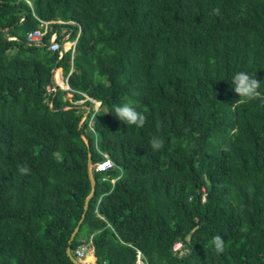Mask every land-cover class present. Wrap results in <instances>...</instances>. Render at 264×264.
I'll list each match as a JSON object with an SVG mask.
<instances>
[{
  "label": "trees",
  "instance_id": "obj_1",
  "mask_svg": "<svg viewBox=\"0 0 264 264\" xmlns=\"http://www.w3.org/2000/svg\"><path fill=\"white\" fill-rule=\"evenodd\" d=\"M56 30L73 56L48 50ZM56 72L69 89L47 93ZM238 72L260 95L235 104ZM124 103L142 128L115 118ZM89 153L114 167L93 172L70 245L91 240L88 264L137 251L145 264H264V0H0V264H74Z\"/></svg>",
  "mask_w": 264,
  "mask_h": 264
},
{
  "label": "clouds",
  "instance_id": "obj_2",
  "mask_svg": "<svg viewBox=\"0 0 264 264\" xmlns=\"http://www.w3.org/2000/svg\"><path fill=\"white\" fill-rule=\"evenodd\" d=\"M219 11L220 10L218 8L213 9V14L219 15ZM231 86L234 92L239 97V99L235 102V104L251 101L252 99L260 95V93L258 92L260 82H258L256 78H253L246 72L236 73L231 80ZM113 110L115 113L114 115L115 118L127 126H136L137 128H142L145 125L146 122L145 115H143L140 112H137L136 109L131 106V104L124 103L121 105H116L114 106ZM163 146H164V142L162 139H159L157 137L152 138L150 147L153 151H158L161 148H163ZM106 157L108 158V156ZM106 157L104 156V160ZM93 165L94 164H92V172H94ZM113 167L114 164L110 169H112ZM18 171L21 175H28L30 169L26 166H18ZM211 244L214 246V251L217 254L222 253L225 250V241L220 235H215L211 240Z\"/></svg>",
  "mask_w": 264,
  "mask_h": 264
},
{
  "label": "built area",
  "instance_id": "obj_3",
  "mask_svg": "<svg viewBox=\"0 0 264 264\" xmlns=\"http://www.w3.org/2000/svg\"><path fill=\"white\" fill-rule=\"evenodd\" d=\"M56 24L61 25V24H63V22L59 21V20L50 21V22L41 21L39 23V27L37 29L29 32L26 35V42L29 44H33V45H40L43 42V38L46 35V33L50 31L49 30L50 25H56ZM63 31H65V30H63ZM57 36H58L57 30L51 34V36L49 38L48 45H47L48 50L51 52H59V54L62 51H63V53H65L66 51L71 50V53L73 56L76 41L75 40L70 41L69 35H65L63 37V39H61V42H57ZM55 80H56V78H55ZM55 83H57V85L59 87L63 86L65 84L66 85L65 90L69 89L66 80L60 84L56 81H55ZM51 88L53 90V86L52 87L47 86L46 92L50 93ZM87 100H89L94 105L95 109H93V111H94V113H96L98 111V108L100 107L101 103H99L93 99H89V98H87ZM79 102H80V104H82L83 101H79ZM112 166H113L112 162L106 157L104 161L97 163V164H94L93 170L95 173L104 172V171L110 169ZM111 183L113 184L114 181L112 180ZM202 200L204 201V197L202 198ZM179 249H181L180 243H177L173 246V251H178ZM91 252H92L91 240H89L88 242L82 241V243L72 252V256L77 262H81V261H84L86 256L88 254H90ZM83 264H88V262L85 260L83 262ZM135 264H145L144 260H143V256H142L141 252H139V251H137V254H136Z\"/></svg>",
  "mask_w": 264,
  "mask_h": 264
},
{
  "label": "water",
  "instance_id": "obj_4",
  "mask_svg": "<svg viewBox=\"0 0 264 264\" xmlns=\"http://www.w3.org/2000/svg\"><path fill=\"white\" fill-rule=\"evenodd\" d=\"M6 34V32H4V35ZM63 51L59 54L60 57L63 56ZM55 71H56V66L52 69V74H55ZM52 85H53V91H56L57 90V83H55V77H54V80L52 82ZM68 89V88H67ZM49 106L51 107V103L49 104ZM65 110L68 109V108H64ZM83 109L86 110V113L82 116L80 122H79V128L81 127L82 123L84 122V120L87 118L88 114L90 113V108L87 107V106H83ZM81 138L82 140L84 141V143L86 144V146L88 147V142H87V139L85 138V136L82 134L81 135ZM87 174H88V178H89V181H90V185H91V191L89 193V195L86 197L85 199V202H84V213H83V216L81 218V220L78 222L77 226L74 228L73 232L71 233L70 235V238L68 240V247L66 249V255L67 257L70 259V261L74 264H80L79 262H77L73 256H72V253H71V249H70V245L73 241V239L75 238L76 234L78 233L79 231V227H80V224L82 223L83 221V218H84V214L88 208V203L90 201V199L93 197L94 195V192H95V181H94V177H93V172H92V161H91V154L89 153L88 154V159H87Z\"/></svg>",
  "mask_w": 264,
  "mask_h": 264
},
{
  "label": "rangeland",
  "instance_id": "obj_5",
  "mask_svg": "<svg viewBox=\"0 0 264 264\" xmlns=\"http://www.w3.org/2000/svg\"><path fill=\"white\" fill-rule=\"evenodd\" d=\"M63 32H64V31L61 29V30H60V34H63ZM61 85H62V84H61ZM60 87H61L60 89H62V90H65V89H66V88H65V87H66L65 84H64V87H63V86H60ZM77 103L80 104V102H77ZM99 103H100V102H99ZM91 105H92V106H91V109H95V107H94V105H93L92 103H91ZM98 109H99V108H98ZM89 123H90V122H89ZM90 124H91V123H90Z\"/></svg>",
  "mask_w": 264,
  "mask_h": 264
},
{
  "label": "crops",
  "instance_id": "obj_6",
  "mask_svg": "<svg viewBox=\"0 0 264 264\" xmlns=\"http://www.w3.org/2000/svg\"><path fill=\"white\" fill-rule=\"evenodd\" d=\"M55 78H56L55 81L58 82L59 84L63 83V81H61V79H60V73L59 72L58 73L56 72Z\"/></svg>",
  "mask_w": 264,
  "mask_h": 264
},
{
  "label": "bare ground",
  "instance_id": "obj_7",
  "mask_svg": "<svg viewBox=\"0 0 264 264\" xmlns=\"http://www.w3.org/2000/svg\"><path fill=\"white\" fill-rule=\"evenodd\" d=\"M63 87H64V85H63ZM88 262V261H87Z\"/></svg>",
  "mask_w": 264,
  "mask_h": 264
}]
</instances>
